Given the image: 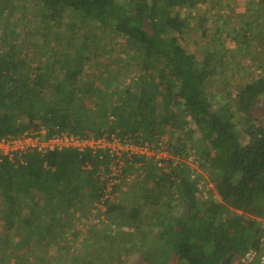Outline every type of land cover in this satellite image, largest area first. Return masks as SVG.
<instances>
[{"label":"trees","instance_id":"trees-1","mask_svg":"<svg viewBox=\"0 0 264 264\" xmlns=\"http://www.w3.org/2000/svg\"><path fill=\"white\" fill-rule=\"evenodd\" d=\"M37 1L42 18L54 27L62 21L74 28L83 18L81 25L122 35L126 49L121 55L136 61L137 82L123 91L114 88L110 103L88 111L82 100L92 94V74L120 76L108 59L100 65L103 49L91 55L87 39L74 65L64 59V49L58 51V70L47 53L32 57L28 49L29 55L21 56L11 45L0 51V135L42 126L79 135L142 132L150 140H168L166 134L172 132V152L181 154L185 145L178 137L191 132L213 188L200 193L183 164H172L170 171L149 164L142 181L117 187L119 195L105 210L108 222L94 224L96 236H87L70 251L64 244L67 235L99 198L95 170L84 167L86 160L97 167L96 157L74 150H30L22 161L3 159L0 264H126L121 247H137L140 257L132 264H241L244 254L260 247L264 234V119L254 124L252 118L264 95V77L239 87L235 111L245 117L240 125L230 105L215 108L206 91L214 53L198 62L179 40L188 21L173 10L194 8L201 0ZM88 62L100 70L81 75ZM23 66L28 70L24 76ZM144 86L154 95L135 91ZM111 223L127 226L129 233L111 234Z\"/></svg>","mask_w":264,"mask_h":264},{"label":"rangeland","instance_id":"rangeland-1","mask_svg":"<svg viewBox=\"0 0 264 264\" xmlns=\"http://www.w3.org/2000/svg\"><path fill=\"white\" fill-rule=\"evenodd\" d=\"M38 9L37 0L10 2L0 0V51H7L11 45H14L16 54L21 56L29 55L28 49L31 50L32 57L36 53H47L50 65L59 70L60 62L55 63V54L64 49V59L74 65L77 50L83 44L87 45L89 43L87 39H89L88 51H92L91 55L103 49L104 58L98 59L100 65L103 66L108 59V62L112 64L110 69L117 70L118 73H113L120 76L115 79L106 74L108 79L105 76L102 79L92 74L94 82L92 94L88 97L86 94L87 98L82 100L88 111L98 112L102 106L110 103L111 97L115 96L114 88L123 91L130 83L137 82L133 75L134 71L139 70L136 61L125 57V54L121 55L126 49L121 44L124 38L122 35L112 33L106 35L97 28V25H81L85 21L83 18L78 20L80 24L74 28L66 27L62 21L56 22L54 27L49 24L50 21L47 18H42ZM173 11L188 21L185 33L181 35L182 37L179 36V40L194 53L196 60L202 62L208 52L214 53V72L206 85V91L214 107L229 104L232 113L235 112L234 119L240 125H245L243 114L235 111L237 91L248 81L264 77V3L259 0H201L194 8H175ZM45 58L47 60L48 57ZM96 67L95 63H85L81 75L87 76V73L94 71L93 69L99 71L101 68ZM27 72L28 70L23 66L22 76ZM81 90H83L82 87L79 88V91ZM150 90L147 86L135 88V91L140 94L154 95ZM132 102L137 104L133 99ZM82 109L83 107L76 108L78 111ZM160 111H164V107ZM252 113L254 124L264 119V95L258 97ZM111 117L117 120V115L111 114ZM192 134L187 132L184 137H178L181 144L185 145L182 152L197 149L193 140L196 136L192 137ZM166 135L172 146V132H167ZM139 180L142 181V179ZM115 188L118 189L116 186ZM117 195H119L118 191ZM101 213L100 207L93 204L92 212L76 221L75 231L67 235L68 240L64 243H68L67 247L70 251L82 246L87 236H96L92 230L95 225L98 227L105 225V223L94 222V218L99 217ZM121 232L129 233L127 230H117L111 234L117 235ZM121 252L126 264L139 260L140 253L137 247L131 249L121 247Z\"/></svg>","mask_w":264,"mask_h":264},{"label":"built area","instance_id":"built-area-1","mask_svg":"<svg viewBox=\"0 0 264 264\" xmlns=\"http://www.w3.org/2000/svg\"><path fill=\"white\" fill-rule=\"evenodd\" d=\"M30 150L42 154L74 150L79 154L89 153L96 157L97 167H94L90 160L84 163L86 169L95 170V177L101 185L95 204L100 207L102 213L94 218L95 223L108 222L105 210L117 198L115 186L131 184L142 179L146 172L145 167L149 164L158 168L168 166V171L172 169V164H183L189 168L190 178L196 181L200 193L207 195V191L213 188L209 170L200 164L201 158L197 149L175 154L167 139L161 137L150 140L142 132L120 134L114 129L99 135H79L68 133L59 127H54L49 132L47 127L42 126L35 131L24 130L0 135V161H14L16 158L22 161L21 156ZM260 222L264 230V218L260 219ZM109 227L112 232L129 229L114 223ZM240 263L264 264V234L260 247L250 249L241 257Z\"/></svg>","mask_w":264,"mask_h":264}]
</instances>
